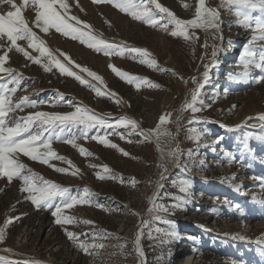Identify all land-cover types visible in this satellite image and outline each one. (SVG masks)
<instances>
[{
	"label": "rangeland",
	"instance_id": "374dc122",
	"mask_svg": "<svg viewBox=\"0 0 264 264\" xmlns=\"http://www.w3.org/2000/svg\"><path fill=\"white\" fill-rule=\"evenodd\" d=\"M66 2L69 5L68 15L90 25L93 33L101 39L146 49L159 67L153 69L141 64L139 56L134 58L127 52L123 56L97 53L78 40L56 32L54 28L45 33L35 27L36 10L31 5L25 7L23 0H15L22 8L29 27L62 62L67 63L61 55L66 53L75 64L101 76L103 85L94 80L92 83L102 89L106 85L115 96H97L73 77L61 75L55 67L51 72L45 71L15 48L9 51L11 45L5 37L0 40V55L7 52L9 57L5 67L13 68L23 78L19 89L11 97L12 103H18L25 96L45 102L35 108L22 106L23 110L17 109L9 113V117L14 120L37 111L71 112L74 108L66 103L71 101L91 109L113 124L127 117L135 120L140 129L159 128L160 138L157 141L153 135L150 141L145 142L140 135L123 127L93 129L87 139L77 140L78 145L92 153L90 156L81 155L77 148L63 140L54 141L53 149L71 161L72 166L59 160H52L51 164L69 168L70 171L79 169L75 176L58 173L53 167L20 154V160L45 179L70 188L74 195L87 188L95 196L91 205H76L66 210L67 215L75 217V224L58 225L51 210H38L26 199L27 194L21 191L22 181L14 178L9 182L6 177L0 178V228L4 229L5 236L0 242V257L18 264H141L134 241L142 221L146 220L149 223L143 228L141 238L144 264H264V206L260 203L264 201V184H261V179H264V142L253 138L249 143L251 151L242 147L245 133L255 137L264 129V121L258 119L264 115V82L258 81L264 73L253 67L249 78L240 75L245 70L241 63L242 51L250 39L260 33L240 26L235 15L237 9L226 7L223 0H206L207 7L220 13L219 30L192 29L190 31L198 37L194 41L171 36V25L165 32L160 26L153 28L136 21L109 3H94L93 0ZM159 2L180 19L195 18L198 0ZM185 4L189 7L185 8ZM8 11L14 9L7 4L0 6V14L6 15ZM252 15L264 17L259 11ZM17 43L31 55H40L28 46L26 40ZM252 47L258 51L264 49V41L257 39ZM214 49L218 63L211 69L210 81L202 90V111L182 110L196 86L192 78H202L205 65L213 60ZM109 65L133 76L147 78L161 87L142 86L137 89L117 76ZM69 66L91 80L79 68ZM230 73L236 74L235 81L229 79ZM0 76L6 77V74L0 73ZM4 82L6 79H0V83ZM58 92L64 94L65 101L52 106L51 102H55ZM165 114H170V122L160 125V117ZM194 117L208 122L190 123ZM221 125L243 127L238 131H227ZM189 129L206 130V134L197 143L189 139L190 135H195ZM165 132L172 136L164 135ZM72 134L79 135V130L66 132L65 139ZM97 134L102 137L107 135L112 143L129 155L124 156L118 149L91 139ZM205 144L211 147H204ZM177 145L181 155L173 161L168 153ZM189 150H193L191 156L188 155ZM225 153L231 154L234 160L229 162ZM161 164L172 171L161 182L164 186L159 189V203L171 205L174 196L183 195L179 184L173 186L172 181L184 175L185 169L192 182L190 202L170 213L149 212L151 198L158 191L157 182L163 171ZM105 165L116 179L97 178V172ZM120 178H123V183ZM131 178L136 181L134 186ZM237 187L239 191L234 190ZM96 204H103L114 211H105ZM157 215L174 223H161L155 219ZM86 220L93 223H83ZM65 228L76 233L82 242L103 244L104 247L90 248L91 254H86L77 242L66 236ZM157 228L162 231L157 233ZM169 231L175 232L174 239L165 234ZM150 232L152 239H149ZM93 233L106 235H99L94 240Z\"/></svg>",
	"mask_w": 264,
	"mask_h": 264
},
{
	"label": "snow or ice",
	"instance_id": "6c2138e0",
	"mask_svg": "<svg viewBox=\"0 0 264 264\" xmlns=\"http://www.w3.org/2000/svg\"><path fill=\"white\" fill-rule=\"evenodd\" d=\"M94 3H109L120 12L128 14L136 21H141L145 25H149L153 28L160 26L165 32L169 31L171 25L170 35L173 37H182L185 41H194L198 39L192 29H216L220 28V13L215 8L207 7L206 0H198V7L196 9L195 18L190 20H183L176 16L168 7L164 6L159 0H93ZM225 6H234L237 10L235 15L238 17L237 23L240 26L246 28H253L254 31L260 33L258 37H252L249 43L245 46V49L241 54V63L244 66V72L240 75L247 79L251 76L250 69L255 67L264 73V49L256 50L252 47V44L257 40L264 41V17H254L253 12L259 11L264 14V0H223ZM4 4L9 5L14 11H8L6 15L0 14V40L6 37L10 42L11 48H15L16 51L23 53V55L35 64L41 65L45 71L51 72L52 68L58 69L59 73L64 76L73 77L79 81L82 85L92 89L97 96L114 97L115 93L109 92L106 85L102 89L97 84L92 83V80L99 82L103 85V78L97 73L91 71L87 67H81L79 64H75V61L71 59L66 53H61L64 56L67 63L62 62L57 55H55L47 46L46 43L40 39L36 32L29 27L28 22L24 19L22 14V8L15 3V0H0V6ZM25 7L31 5L36 10L35 15V27L41 29L47 33L49 29H55L56 32L62 33L65 36L70 37L73 40H78L81 44L94 49L97 53H103L106 56L109 55H121L126 52L133 54V57L139 56V62L145 64L150 68L157 69L158 63L152 54L142 48L127 47L124 44L112 43L107 40L101 39L98 35L94 34L91 26L78 19L76 16H69V5L66 0H23ZM185 8L189 5L185 4ZM161 21H166L161 23ZM74 22V23H73ZM254 26V27H253ZM19 40H26L28 46L38 52L39 56L31 55L25 48L20 47L17 43ZM2 47V45H0ZM207 47V45H205ZM217 51L214 49L212 52L213 60L210 64L205 65V71L202 73V78H192V82L196 85L191 91L190 101H186L182 110H191L193 113H199L202 111L204 105L201 100L202 90L210 81V72L213 67L217 65L215 57ZM9 59L7 52L4 55H0V73L6 74V77L0 76V79H6V82L0 83V178L6 177L9 182L14 178H18L22 181L21 191L26 193V199L30 201L38 210L49 209L51 215L55 218L54 222L58 225H71L77 221L75 217L67 215L66 210L72 209L76 205H91L93 203V197L95 193L90 189H83L81 193L72 194L71 189L68 187H62L61 185L47 180L44 177L35 173L31 168L25 165L20 160V154L24 157H28L33 161H39L53 167L58 173L77 175L79 169L70 171L69 168L56 167L51 164L52 160H59L66 162L72 166V162L66 160L65 157L58 155L53 149L52 145L54 141L66 142L73 147L77 148L81 155L90 156V153L86 148L77 144V140L80 138H88V134L93 129H105V128H126L130 129L132 133H137L143 138V141L148 142L152 136L155 135L157 141L160 138V130H143L140 129L139 124L130 118L122 117L115 122L110 123L109 120L103 116L94 113L91 109L79 105L72 104L71 101H67V105L74 108V111L67 113L57 112H43L37 111L29 114L25 117H19L11 119L9 113L14 112L17 109L23 110V107L35 108L39 103H45L43 101L31 100L25 96L19 100L18 103H12V95L19 89L22 83V75L15 73V70L11 67H5L6 61ZM69 65L79 68L80 72L86 73L91 80L86 79L84 76L76 71L72 70ZM111 70L116 73L121 79L126 80L127 83L133 84L137 89L142 86L150 88H160L161 85L154 83L151 80L139 76H133L130 73L120 70L114 65H109ZM161 71H168V69H160ZM175 74V73H174ZM229 79L235 81L237 79L236 74H229ZM259 82H264V74L258 78ZM12 85V87H10ZM65 97L63 93H57L55 102H51L52 106H57L60 102H64ZM117 103L119 101H116ZM199 105V106H198ZM23 106V107H22ZM210 107V105H209ZM261 121H264V115L258 117ZM170 122V114H165L160 117L159 124L166 125ZM208 121H200L193 118L190 123H207ZM226 128L227 131H238L243 125H238L234 128H230L226 125H221ZM79 130V135L72 134L70 138L65 139V133H72L73 130ZM139 131L137 132V130ZM189 139L199 143L205 132H200L198 129H189ZM164 135L172 136L171 133L165 132ZM124 138L123 136L121 137ZM174 139V137H172ZM257 139L264 142V129L261 130V134L253 137L251 133H245L242 139V147L251 151L249 143L251 139ZM91 139L98 141L106 147L116 148L124 156H128L129 153L124 149L119 148L118 145L112 143L107 135L100 136L99 134L93 135ZM222 139V138H220ZM204 147H211L210 145H203ZM215 151V148H213ZM193 150H189L188 155L191 156ZM181 155V149L177 145L175 148L170 149L168 156L177 161ZM225 158L232 162L234 157L225 153ZM74 167V166H73ZM93 167H96L93 165ZM160 167L163 171L160 174L159 182H157V193L151 198V207L149 212H163L170 213L175 209H182L190 202L192 182L191 179L186 176V169L184 175L178 179L172 181L173 186L179 184V191L183 194L180 197H173L174 203L171 205H165L158 202L159 189L163 188V183L166 179L165 173L168 169L164 164ZM112 170L106 165L101 166V171L97 172V178L104 179H116L113 176ZM234 179V177H233ZM123 183V178H120ZM133 186L136 181L131 178ZM261 184H264V179H261ZM239 191L240 188L234 189ZM264 206V201H260ZM96 207L102 208L105 211H114V209L108 208L103 204H96ZM237 208L239 206H236ZM135 214V213H133ZM243 215V212H241ZM155 219L166 225H172L174 222L165 220L161 216L157 215ZM85 224H91V221H83ZM148 221H142L141 230L137 233L135 244V252L141 258V264H144L145 253L141 247V238L144 235L143 228L148 226ZM162 230L157 228L156 232L160 233ZM66 236L78 243V247L82 249L86 254L90 248H103V244H87L79 240L76 233L68 231L65 228ZM170 239H174L176 234L174 231L165 233ZM99 235L93 233V239H97ZM4 229L0 228V242L4 240ZM153 236L149 233V239ZM243 239V237H238ZM257 243H260L259 241ZM123 247V246H121ZM264 251V249H262ZM0 264H18V262L6 261V258L0 257Z\"/></svg>",
	"mask_w": 264,
	"mask_h": 264
},
{
	"label": "bare ground",
	"instance_id": "6f19581e",
	"mask_svg": "<svg viewBox=\"0 0 264 264\" xmlns=\"http://www.w3.org/2000/svg\"><path fill=\"white\" fill-rule=\"evenodd\" d=\"M172 171V169L168 170L167 173H165V176L167 177V175ZM189 264V263H186Z\"/></svg>",
	"mask_w": 264,
	"mask_h": 264
}]
</instances>
